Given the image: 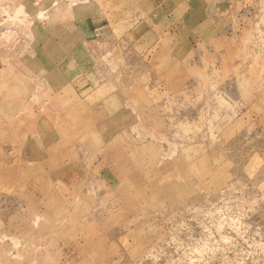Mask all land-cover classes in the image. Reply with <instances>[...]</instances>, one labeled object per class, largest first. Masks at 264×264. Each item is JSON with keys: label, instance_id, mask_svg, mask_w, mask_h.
I'll list each match as a JSON object with an SVG mask.
<instances>
[{"label": "rangeland", "instance_id": "1", "mask_svg": "<svg viewBox=\"0 0 264 264\" xmlns=\"http://www.w3.org/2000/svg\"><path fill=\"white\" fill-rule=\"evenodd\" d=\"M0 264H264V0H0Z\"/></svg>", "mask_w": 264, "mask_h": 264}]
</instances>
